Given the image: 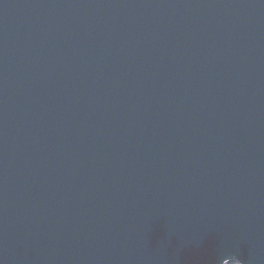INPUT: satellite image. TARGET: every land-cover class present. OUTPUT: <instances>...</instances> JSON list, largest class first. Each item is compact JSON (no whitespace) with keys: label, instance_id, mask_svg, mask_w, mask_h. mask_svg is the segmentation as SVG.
<instances>
[{"label":"water","instance_id":"water-1","mask_svg":"<svg viewBox=\"0 0 264 264\" xmlns=\"http://www.w3.org/2000/svg\"><path fill=\"white\" fill-rule=\"evenodd\" d=\"M264 264V0H0V264Z\"/></svg>","mask_w":264,"mask_h":264},{"label":"trees","instance_id":"trees-1","mask_svg":"<svg viewBox=\"0 0 264 264\" xmlns=\"http://www.w3.org/2000/svg\"><path fill=\"white\" fill-rule=\"evenodd\" d=\"M233 264H236V263H233Z\"/></svg>","mask_w":264,"mask_h":264}]
</instances>
